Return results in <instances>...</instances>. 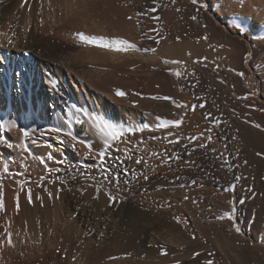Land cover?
<instances>
[{"label": "bare ground", "instance_id": "6f19581e", "mask_svg": "<svg viewBox=\"0 0 264 264\" xmlns=\"http://www.w3.org/2000/svg\"><path fill=\"white\" fill-rule=\"evenodd\" d=\"M20 1L21 0H0V31H7L9 35H11L13 31L16 32V36L13 37V40L16 46L15 47L9 46L8 50H4V48L0 49V71H1L0 73H2L1 82L4 85V94H5L4 98L7 101V105L5 107L1 106L2 101L0 102V120L2 123L8 124L13 121L16 122L17 120L14 119L15 117L14 118L11 117V113H13L12 112L13 109H16L17 112L18 111L20 112L23 110L22 101L17 94L18 92L21 93L20 96H22V98L24 99L23 102H25L26 104V114L28 115L27 119L30 122L29 127H32L34 129L37 128V130H38V127L42 128V127L47 126L44 113L46 109V104L49 102L52 104V108L54 105V110L51 113V119L53 120V122L57 124L58 126H60V124H63L65 121L70 122L72 124V131L74 133L79 132V127H80L79 125L75 123L76 119L77 118L87 119L88 113H92L93 115L102 114L106 118H109V119H110V116L111 117L114 116L115 119H117V121L119 122L124 121L123 116L125 115V113L120 108L122 105L120 107L117 105L115 106L114 103L113 105L111 103V100L108 99V97L105 96L106 94L104 93H99V92L93 93L92 96L97 101V105H95L94 103L92 104L91 101L87 105H85V102H83L84 95L86 94L87 97H89V91L87 88L90 87L89 86L90 84L87 85L86 84L87 82L81 79V77L78 78L76 76V73L73 72L74 69H72L73 66L65 64V59H64L65 49H70L71 47L73 49L83 48V50L79 52L78 56H82V57L85 56L89 58V60H92L94 64L96 63L95 66L97 69H100L99 73L101 75H92L95 77V80L93 81L92 79L90 81H92L93 83L95 82L94 84H98L97 88L106 87L105 82L109 78H111V76L114 75L115 72L113 70H115L116 68L114 67L115 65L113 63L114 60L119 62V60L127 58L128 55L130 56V58L135 57L143 61L147 60L151 64H154L159 67H166L161 62V59H157L156 56H151V55L144 56L139 53L118 54V53H112V52H108L104 50L95 49V48L88 47L85 45L78 46L77 44H74L68 48L66 46L67 44L65 45V43L61 41V38L71 39L73 36H76L75 35L76 32L78 31L82 32L83 30H85L88 35L90 33H94V35H102V36H110V35L123 36L122 33L124 32V30L123 31L121 29H120L121 31L117 30L119 28L117 29L114 28L115 25H112L110 27L112 23H115L117 18L119 20L121 18L125 19L126 16L128 15L127 11L125 13V11L122 10L123 8L119 7L118 5L119 3H124L123 0H76V4L72 5L71 9L66 8L63 10L64 15L60 14L61 9H57L55 13H51V14L45 11L43 14V20H44L43 25L39 23L41 17L39 18V21H38V17L33 18L31 17V15H28V18L18 22L17 14H18V11H20L19 10L20 3H21ZM149 1L145 0L147 4H149L148 3ZM53 2L56 3L57 0H53ZM64 2L66 4H71V0H64ZM165 2H168V1H165ZM179 2L185 4V6L187 7V10H190L189 11L190 16L195 15L197 17V19L195 20L196 22L194 23L193 27L198 29V31L206 33V35L208 36V39L212 43L211 44L212 49L215 48L218 51V53H221L220 55L225 60V61H222L221 63L220 62L216 63L214 60H209V59L204 61L203 64L192 63L193 60H200L204 57H208V58L215 57V54L213 50L208 47L209 44L206 45L204 44L205 42L204 43L202 42L203 40L200 42H197L199 40L196 41L194 38L191 40H185L184 39L185 37L182 36V34H180L178 30H175V28H173L175 26L174 19H176L174 15L172 16L173 13L172 14L170 13V16L169 15H167V17L164 16V18L161 21L163 25L162 35H164L166 39L163 40L161 44L159 45L157 56L161 58H166V59H177V60L184 61L185 64H183L182 66L181 65L177 66V68H174V69L179 70V71H183L184 69L182 68H185V67L187 68V70L194 69L195 72L197 73V76L202 77L204 80V83L206 84L205 92L208 93V95L213 98L219 97L220 99L219 104H221V114H220L221 122L218 126H214L215 114H211V117L208 118L205 123L203 122L204 126H199L197 124L199 120L196 118V116H194L195 120L194 121L192 120L193 126L190 128L188 125V127L190 128V130H188V133L190 132L189 136L199 137V139L196 141V145H198L201 142V140H204L208 144V146L205 147L204 149L201 148V149L196 150L195 148L196 146L192 148V149H195L194 151H195V156H196L195 159L192 161L194 165L196 164V162L201 161L199 159L200 157L198 158V161H196L197 155L198 156L202 155L201 157L206 159L207 171L205 172H207V176L206 175H205L206 177L202 176L204 178L201 177L203 179V180L201 179L202 180L201 181L199 176L201 175L202 171L198 172L197 170H194V172H192L191 180L193 179L197 180L198 184L203 183V182L207 184L204 187V189L207 188L204 191V193H206L204 195L210 194L211 199L209 198V200H213L212 201L213 204L210 202L213 205L212 209L211 207H209L210 206L209 205L208 207L210 209L207 208L209 209V212L208 211L207 212L208 214L209 213L211 215L214 214L215 216L218 213L217 211H219L217 208H222L221 209L222 212L232 211L231 202L237 199V195L239 196L238 193L236 195L233 192V186H235V183H237L235 182L236 176L234 177L233 174L235 175V173H238L240 168H239V165L238 166L234 165L235 163H232L233 167L234 166H237V167L235 169L232 167V164H231L232 159L233 160L235 159L237 161L239 159L247 160V164L253 166L251 168L253 169L255 168L257 170L256 175L258 172L259 178L264 176V155H257V153L264 154V131H261L260 129L252 127L253 123L260 124L261 127H264V41L253 39V36L264 35V0H245L244 7H241L239 5L238 0H223V11L214 7V5L220 2V0H210V7L208 11H204V10L197 11V6L193 5L192 3H189L186 0H179ZM201 2H205V0H201ZM86 4L88 5V8H90L89 10H87L85 13L78 10V9L84 8ZM94 7H98L100 9L94 10L93 9ZM113 9H115V11L116 10L120 11L122 15L123 14L124 15L123 16L112 15L111 11H113ZM119 13H116V14H119ZM80 19H83V21H80ZM100 19L102 21L105 20V22H102L104 25L99 24L100 22L98 21H100ZM121 20L120 22L122 23ZM89 22H91V24H89ZM237 23L241 24L242 26L248 29L245 34L241 35L238 33V29L231 27V25L237 24ZM9 24H12L13 28L10 29L8 27ZM80 25L83 26V28L85 29H82V27L79 28ZM124 25L127 28V31H125L126 33L124 34V36L132 39L134 42H137L139 46L141 47L146 46V43L142 42V40L139 39L140 31L138 30V28H136L134 24L132 25V23L125 22ZM176 37H180L179 39L180 41L177 42ZM6 39H7L6 37H0V43L7 44ZM148 44H149L148 46H155L150 43ZM206 48H209V49H206ZM189 53H191V56L188 55ZM71 57L73 58V56ZM216 65H219V67L217 68ZM95 66H92V67L95 68ZM107 70H110V72L105 73ZM239 72L245 73V77H241L237 75V73ZM68 78L70 79V81H72L71 83L74 84L76 88H79V89L82 88L83 91L85 90L84 95L82 94V92L78 94L79 99H77L74 96L72 90H70V85L69 86L67 85ZM220 81H224V83H220ZM13 88L15 89V91L16 89L19 90V91L17 90L16 91L17 93L15 94V96L17 97L15 106H17V108H14V104L10 100V95H9L10 90ZM33 88H34V91H33ZM250 92L256 93L254 95V98L243 100L242 97H244L245 95H248ZM94 106H96L95 112L93 110ZM141 108H142V102H141ZM208 112L209 113L213 112L210 110V107L208 108ZM245 121H249V123H245ZM200 125H201V122H200ZM187 128H185L186 131H187ZM209 128L212 129L211 132L207 131V129ZM85 133H87V131ZM85 133H83V135ZM0 135H3V134L0 133ZM209 135L212 136L211 142H209L206 139V137ZM218 143L221 146H218ZM215 147L217 148L219 147L218 148L219 152L217 151L218 154H221V153L223 154V156L222 154L220 155L221 158H219L218 154L215 152L216 151ZM194 151L192 152L194 153ZM0 158L10 159V158H16V156L14 152L10 153L9 150H4V153L3 155L0 156ZM193 158H194V155H193ZM205 159H203V161ZM77 161L82 163L83 158L79 156V158H77ZM237 164L239 163L237 162ZM17 166L18 165L14 164L12 165V168L15 169ZM201 167L204 168L203 165ZM191 168L193 169L194 167L192 166ZM173 171L175 173V170ZM169 172L171 173L170 176L174 174L171 171H168V173ZM41 173L43 174V172ZM38 175H37V178H35L34 180H37L39 178L40 175L39 176ZM217 181H220V183ZM256 186L258 188V189L256 188L257 191L264 193V180L263 182L259 181ZM215 187L221 188L222 191L219 189H215ZM198 188L200 187L192 185L189 187L187 191L191 190L188 193L191 192L194 196H197V192L201 191V190H198ZM225 189H229V190L225 191ZM63 192L61 194V197H64L65 196L64 194H66V193L63 194ZM89 192L94 194V191L93 192L89 191ZM87 194L90 195L89 193ZM71 195H72V192H71ZM88 195L86 199H88ZM210 195H208V197ZM102 198L104 197L102 196ZM193 198L194 200L198 199L195 197ZM90 199L91 198H89V200ZM71 200H73V198ZM198 200L200 201L201 198ZM263 201L260 198V200L257 199L255 203L254 201L253 203H249L248 201L246 203L245 201L242 205L240 204L241 207L239 206L240 207L239 208L240 209L239 220L242 225L243 234H236L235 226L233 222L228 221L227 219L220 220L218 223L216 221L218 225H214L216 227L215 228L211 227L213 230H210L211 228L210 229L208 228V225H210L208 224L209 222L207 223L208 225L206 226L202 224L200 222L201 219L198 218L200 216H203L205 213L203 215L200 213L201 214L200 216L197 215L199 214L198 211L200 212V210L194 207L193 206L194 204H193L192 210H193V207L196 208L197 210L194 209V211L190 212L189 214L190 217L193 218V222H191L192 223L191 224L192 225L191 226L192 227L191 237L189 234L190 233L189 230L187 229L186 231L183 230L186 233L182 232L184 233L183 234L184 243L188 247L187 252L189 253V255L193 257V253L195 252L202 253V251L203 252L206 251L207 253L208 251L211 250L212 243H213V245L218 247L220 251L219 253L222 256V258L225 259L223 261L221 260L223 264H264V204H263ZM143 202H146V201L143 200ZM67 204H70V203H67ZM199 204L195 206L198 207ZM96 205L97 204H95V206ZM201 205L202 203L200 204V208H201ZM204 207L206 209V206H203L201 208V211L203 210ZM189 209L191 211L190 207ZM87 210L89 211L90 209H87ZM107 210L108 209H106V212ZM124 211H125V208L121 207L120 205V208L118 211L119 213L116 214V218H117V220L115 219L116 223H114V220H113V222H111L112 225L109 227L110 229L108 230L106 229V232H104L106 233L104 235V238L102 239L100 238L98 241L99 247H97L98 245L97 246L93 245L94 243L92 244L93 241H92V238H90V236H88L89 238H87L86 236L82 237L83 233L82 234L80 233V231L82 232V230H78L74 223L67 222V225L65 227L60 226L58 223H54L53 231H55V233L58 234V232L60 231L59 230L60 228H63L62 232H64V230L68 232V234H65V233L63 234L61 232L62 236H60L61 238L60 240L59 239L58 240H59V243L62 249L64 250L67 249L66 254L69 255L70 264H73V261H72L73 256L76 257L74 264H96V263L100 264V262L98 263L96 261L102 258L103 259L107 258L108 260L110 256H124V255H127L128 253L132 254L130 256V261H123V264L124 263L125 264H128V263L129 264H170L171 263V261H169L170 258H168V262L170 263L166 261L167 258L166 260L159 258L158 256L159 251L157 247L153 249V248H149L147 245V241L156 243V240H157L156 236L159 232L158 227L157 226L151 227V229L149 228L150 230H148L147 233H145L144 231L143 233L141 232L142 227L140 226L142 223L140 225L137 223L132 224V225L131 224L123 225L122 221H120V215L124 214L122 213ZM100 212H103V211H100ZM63 213H65L64 206H59L53 212V214L55 215L54 217H56L57 221H60V216ZM81 214H83V212ZM97 215L98 214H93L92 218H90L91 220H94L93 222L90 221L89 219L87 220V222H90L91 225H94L95 228L91 226L93 231L98 227ZM141 215L143 216L142 212H141ZM206 215L204 216L207 217ZM212 217L213 216H211L210 218ZM126 223L128 222L126 221ZM89 227L90 226L88 225V228ZM41 233L39 234V239L36 240L35 244L37 245V248H38L37 250L41 249L43 252H45L46 245L43 244V239H42L43 235L45 234L43 233V235L41 236ZM75 233L77 236L75 235ZM258 233H260L262 237L261 239L257 237ZM193 234L196 236V239L192 238ZM75 236L77 238V240H75L76 243L73 240V238L75 239ZM136 240H138V244L136 243ZM173 242L174 241H172V243ZM51 244L52 242L50 243V247H51ZM96 244H97V240H96ZM176 244L181 245L180 242ZM110 245L117 247V248L115 247L114 248L118 249L117 250L118 252H115L116 251L115 249H113L114 252L111 251L109 249ZM52 247H54V245ZM17 248L19 247L17 246ZM17 248L15 250L9 249L4 253L5 260L8 262V264H30L28 261L25 260L24 254L20 255V253L17 252V250H19L21 247L19 249ZM73 248H75V250L72 253L71 250ZM46 252L49 255L53 251L50 252L47 249ZM53 257H54L52 258L53 261H56L58 259L57 258L58 256H56L55 254ZM47 259H43V260L38 259L33 264H51V262L49 263ZM191 262H192L191 264H200L199 263L200 259L199 257H196Z\"/></svg>", "mask_w": 264, "mask_h": 264}, {"label": "rangeland", "instance_id": "374dc122", "mask_svg": "<svg viewBox=\"0 0 264 264\" xmlns=\"http://www.w3.org/2000/svg\"><path fill=\"white\" fill-rule=\"evenodd\" d=\"M165 1H168V2H165ZM186 1L191 3V0H186ZM20 2H22V0ZM123 2L124 3H119L118 4L119 7L123 8L122 10H124L125 13L127 11L128 15H133L134 12L138 8L142 9L143 6L144 7L145 6H149L150 3H151V0L148 2L149 4H147V2H145V0L144 1L143 0H123ZM160 2L162 4H164V5H167V7L162 10V13H161L162 19L164 18V16L167 17V15L170 16V13L171 14L173 13L172 16L174 15L175 18H176V19H174V25L175 26L173 28H175V30H178L179 33L182 34V36L185 37L184 38L185 40H191L193 38L196 41L199 40L197 42H200V41L203 40L202 42L203 43L205 42L204 44H206V45L209 44L208 47L210 49H212V45H211L212 43L210 42V40L209 39L208 40L202 39V37L207 36L206 33L198 31V29L193 27L194 23L196 21L192 20L190 18V17H192V15L190 16V14H189L190 10H187V7L185 6V4H183L184 3L183 1H182L183 3H181V2H179V0H177V3L175 5H172L170 3V0H160ZM175 6H176V8H180L181 7L180 8L181 11L177 12L175 10L176 9ZM38 9H39V5L37 3H35V0H33L32 11L31 12L27 11L26 9H19L20 11H18V14H17L18 22L28 18V15H31V17H33V18H37L38 17V21H39L40 16L37 15ZM89 9L90 8H88V5L86 4L84 6V8H81V9H78V10L85 13ZM93 9L94 10H99L100 8L94 7ZM119 12L120 11H118V10L115 11V9H113V11H111L112 15H121V16L124 15V14L122 15L121 12H120L121 13L120 14ZM129 12H130V14H129ZM116 13H119V14H116ZM186 18H187V20H186ZM134 19H135V16H134ZM134 19H133V21H128L126 18L125 19L123 18L121 20L122 21V23H121L120 20L117 18L115 23H112L110 25V27L112 25H115L114 28H116V29L119 28L117 30H120V29L122 31L124 30V32L122 33L123 36H124V34L126 33L125 31H127V28L125 27L124 23L127 22V23H132V25L133 24L135 25V20ZM80 21H83V19H80ZM98 22H100L99 24H103L102 22H105V20L102 21L100 19V21H98ZM191 22H192V24H191ZM89 24H91V22H89ZM154 26H155V24H154L153 21L147 20V19H143L142 23H141V26H140V29H138V30L141 31V29H143V30L146 31L148 28L154 27ZM81 27H82V29H85V28H83V26L80 25L79 28H81ZM82 32L86 33L85 30H83ZM89 35H94V33H90ZM139 36H140V32H139ZM73 37L71 39L70 38H65V39L61 38V41L63 43H65V45L67 44L66 46L68 48L71 47L74 44H77L78 46H82L81 42L77 39V37L76 36H73ZM124 37H126V36H124ZM208 41H209V43H208ZM142 42H145L146 46L149 45L148 43L154 45V43L152 41L142 40ZM8 48H9V45L5 44L4 50H8ZM71 48L70 49H65V52H64L65 64L73 66L72 69H74L73 72L76 73V76L78 78L81 77V79H83L85 82H87L86 83L87 85L90 84L89 86L92 89L90 87L87 88L88 91H89V97H87V95L84 93L85 90L83 91L82 88H80L81 90L79 88H76V86L74 84H72L71 83L72 81H70V79L68 78L67 79V85L68 86L70 85V90H72L74 96L77 99H79V95L78 94L80 92H82L83 95L85 94L84 95V101H83V102H85V105H87L90 101L92 102V104L94 103L95 105H97V101L92 96L93 93H96V92L106 94L105 96H107L108 99L111 100V103L112 104L114 103L115 106L117 105V106L120 107L122 105L123 107L121 106L120 108L123 110V112L126 115V116L125 115L123 116V120L124 121L119 122V121H117V119H115L114 116H112V117L110 116V119L119 122L121 124V126H127L129 124L135 126V125H138V124H140L142 122H150V121H152L154 115H160L162 117H167V118H177L176 116L173 115V113H176L178 115V114L183 112V110L175 109L171 104H169L167 102H158V101H152L150 99H141L140 97H138L136 95H132V93H134V92H140L145 97L151 96L153 94L154 95H168V96H171V97L175 98L176 100H178L180 102L187 103L189 106H191L192 104H199V103L203 102V103L206 104V107L202 108V109L201 108H197V110L195 112H189L188 115L185 117L184 124L181 126V129L178 130V135H179V138L181 140V143H179V144L169 145V144H167L166 141H162V140L161 141H156V140H151L150 139L151 136H153V135L160 136L161 133H150V132H147V131L145 133H143L144 138L148 140V153H144V152L142 153L141 151H136L134 149V154L135 155H144L145 158L148 159V163L153 168H155V172H150L149 173V176H150V180L149 181L145 182V181L141 180L139 183L133 181L132 185L129 186L131 188V190L121 193V195L123 197H125L126 199L123 201V203H117L118 205L115 204L112 207L114 209L116 206H118V207H116L117 209L116 208L114 209L116 212L112 208L110 209L108 207L107 201H106V197H104L103 195H101V197H100V199L98 201L92 200V195H94V194L89 192V191L93 192L94 190L92 191V189H88L83 197H80L79 193L73 194V192H72V195H71V192H68L67 190H65L63 192V194L66 193V194H64L65 198L61 197V199L59 200L60 202L59 201L58 202L55 201V203L53 204L52 202L48 201L47 195L45 193H43L41 189H39V188L36 189L35 185L33 184L32 187L34 188V192L40 193L41 195L44 196L45 205H44V207H41L39 202H36L34 206L29 207L27 205L26 201H22L23 210H22V212L20 213L19 216L15 217V228L20 230L21 234H23L24 221L26 220L27 224H28L29 234L31 235L32 240L30 239L31 242H30V240H28L26 246L18 244V247L19 248L21 247L23 251L21 250V248L20 249L17 248V249H19L21 252H23V254L25 255V260L28 261L30 264H33L38 259L39 260H43V259H47V258H48L47 259L48 262L49 263L51 262V264H70L69 255L65 254L64 249H62V247L60 246V243H59V240L61 238L60 236H62L61 234L62 233L63 234L64 233L68 234V232H66L65 230H64V232H62L63 228H60L59 229L60 231L58 232V234L55 233V231H53V229H54V225L53 224L54 223H58L60 226L65 227L67 225V222H72V223H74L76 225L78 230H82V232L80 231V233L81 234L83 233L82 237H85L84 233H85L86 229L88 228V225L90 226L89 228H91V229H92L91 226H93V228H95L94 225H91V223L87 222V220L89 219L90 221L93 222L94 220H91L90 218H92L93 214H98L97 215L98 227L93 231V234H92L93 236L90 235V238H92V241H93V242L91 241L92 244L94 243L93 245L97 246L98 245V241L100 239L98 237V233L101 230L102 231L104 230L103 232H106V229L107 230L110 229L109 227L112 225L111 222H113V220H114V223H116L115 222L117 220L116 214L119 213L118 211H119V208H120V205H121V207L125 208V211L122 212L124 214L120 215V221H122L123 225L124 224H131L132 225V224H136V223L140 225L142 223L140 225L142 227L141 228V232L144 231L145 233H147L148 230L151 229V227H156V226L158 227L159 232H158V234L156 236V239H157L156 243H152L151 241H147V245H148L149 248H153V249L157 247L158 251L160 250V247L163 246L165 248V250H167L169 252V255L167 257H161L159 255V253H158L159 258H162V259H165V260L167 258V260H166L167 262H168V258H170L171 260L169 259V261H171V263L168 262L170 264H175L176 261H180L181 264H191L192 263L191 261H193V259H192L193 257L191 255H189V253L187 252L188 251L187 250L188 247L184 243V235H183L184 233H186L185 231L187 229L190 232V233L189 232H187V233H189L190 237H191V229H192V227H191L192 223L191 222H193V218L190 217V215H189L190 212H193L194 209L197 208L198 210H200V212L198 211L199 214H197V215L200 216L201 214L203 215L204 213H205L204 215H206V213H207V215H206L207 217H205L203 215V216H200L198 218L201 219V220L204 219L203 221L200 220V222L202 224L206 225V226L208 224H210V225L212 224L213 226L212 225L211 226L208 225L209 229L211 227L215 228L216 226H214V225H218L217 223L220 220H216V219H214V217H216L217 214L218 215L222 214L223 212L221 210L222 208H217L219 211H217L218 213L215 216H214V214H212V215L210 213L208 214L209 209H210L209 207H211V209H212V206H213L212 205L213 204L212 201L213 200H209V198L211 197L210 194L204 195V194H206V193H204V191L207 188H205V189L204 188H198V190H201L200 191L201 193L198 191L197 192V196H194L191 192L188 193L191 190L187 191L189 189V187L192 186L190 182L192 181L191 177H192V172H194V170H197L198 172L202 171L201 175L199 176L200 180L207 176V172H205V171H207V169H206L207 162H206L205 158L201 157L202 155L201 156L197 155L196 161H198L199 157H200L199 159L201 161H198L199 163L196 162L197 165L195 164L193 166L195 169L194 168L192 169L191 167H186L184 165V161L185 160L193 161L195 159L196 156H195V151L192 149L193 147L196 146L195 147L196 150L197 149H201V148H198V146L196 145V142L195 143H189L187 138L190 137L189 136L190 132L188 133V130H190V128L193 126L192 122L195 120L194 116H196V118L201 122V125H200V122L198 121L197 124L199 126H204V123L208 119V118L207 119L205 118L206 114H215L214 121L221 122L220 121L221 120V115H220L221 114V104H219L220 103L219 97H214L213 98V97L209 96L208 93L205 92L206 91V84L204 83V80H203L202 77L197 76V73H196L195 76H185V77H183V78L178 80L175 76L170 75L169 72H168L169 68H173V69L177 68V65H175V67H174V65L173 66L165 65L166 67H159V66H156L154 64H151L147 60L143 61V60L137 59L135 57H131L130 58L129 55H128V57L126 56L127 58L119 60V62L114 60V62H113L114 65H115L114 67H116L115 70H113L115 72L114 75L111 76V78H109L105 82V86L106 87L97 88L98 84H94L95 82L93 83L90 80H92V79H93V81L95 80V77L92 76V75H101L99 73L100 69H97L96 66H95L96 63L94 64L92 60H89V58H87L85 56H83V57L82 56H78L79 52L81 50H83V48H76V49L75 48L71 49ZM209 48H206V49H209ZM212 50H213V52L215 54V57H212V58H208L207 57V60L208 59L209 60H214L216 63L217 62L221 63L222 61H225L224 58L220 55L221 53H218V51L215 48H213ZM71 56H73V58ZM215 58H217L218 60L215 59ZM126 59H127V61H126ZM92 66H95V68L92 67ZM182 69H184V68H182ZM193 70L188 69V72L190 73ZM108 72H110V70H107L105 73H108ZM67 75H69V74H67ZM1 77H2V73H0V102L2 101V105L1 106L5 107L7 105V101L4 98V96H5V94H4V85L1 82ZM143 81H144V83H143ZM193 84H195V87H193ZM157 85H159L160 87L157 88L156 87ZM75 89H77V90H75ZM117 89L125 91L127 93V95L124 98L117 97L115 95V92H116ZM17 90L18 89H16V91ZM16 91L13 88V89L10 90V94H9L10 95V100L14 104V108H17V106H15L16 101H17V97L15 96V94L17 93ZM33 91H34V88H33ZM196 92H198V93H196ZM17 94H18V96L20 97V99L22 101L23 110L20 111L21 112L20 113L19 111L17 112L16 109H13V111H12L13 113H11V117L12 118L15 117L14 119L17 120V121L15 120V121H16L18 126H23L27 131H29L31 133L34 128L29 127L30 126V124H29L30 122L27 119L28 115L26 114V104H25V102H23L24 99L22 98V96H20L21 93L18 92ZM252 98H254V96H250L249 97V99H252ZM243 100H245V99H243ZM133 102H135V104L138 105V106H133ZM141 102H142V108H141ZM152 106H154V107H152ZM95 107L96 106H94V108H93L94 112L96 111ZM209 107H210V110L213 111L214 113L213 112H211V113L208 112V108ZM53 110L54 109L52 108V104L50 102L47 103L46 104L45 113H44L45 114V121L47 122L46 123L47 126L46 125L45 126L47 128L53 127V126H58L51 119V113L53 112ZM124 110H126V111H124ZM198 115H200V116H198ZM0 123H2L1 120H0ZM190 123H191V125H190ZM61 125L62 124H60V126ZM186 125H187V127L189 125L190 128L188 127L189 128L188 129L186 127ZM46 127H42V128L38 127V130L36 128L37 132H36L35 136L31 137V139H41L44 142L53 143V141H51L48 138H40L39 137V131L40 130H44ZM80 127H79V131L82 128V127L81 128ZM185 128H187V131H186ZM5 131L6 132L10 131V137H11V141L10 142H17V139L19 137V142H23V143L29 144V145L31 144V139L22 137V135L17 130H15V129L9 130V129L6 128ZM85 132H83V133H85ZM176 134L177 133L174 132V135H176ZM84 137L85 138L89 137L88 132L84 134ZM135 139L136 138H133V140H134L133 143H135ZM201 142L206 144V147L208 146V144L204 140H201ZM185 144L188 145L187 149H185V147H184ZM218 146H221V145L218 143ZM121 147L123 148V146H121ZM130 147H131V145H130ZM56 148H57V146L54 144V147H53L52 151L56 152V155L58 157L62 155L63 158H65L66 160L71 161L73 164H76L78 162L77 158H79V156L82 158V156H81V154L79 152H74L71 148H65V149H63L62 152L56 151ZM140 148L143 149L144 145H141ZM216 148L217 147H215V150H216L215 152L218 154V152H219L218 148L219 147L217 149ZM202 149H204V148H202ZM4 150H5V146L0 145V156L3 155ZM31 150L34 153H36V154H40V153H45L46 154L47 151H48L43 146H31ZM153 150L158 152V153H160L161 155H164V156L170 155L173 152L179 153L181 155V160H179V161H170L169 163L171 164V167H169L168 164H162L160 159H158V158L155 159V157L152 158L150 156L149 153L151 151H153ZM83 151L84 150L81 149V152H83ZM192 151H194V153ZM189 152L191 153L190 156L187 155V153H189ZM117 154L119 155L120 153H117ZM221 154H218L219 158H221V156H220ZM193 155H194V158H193ZM222 156H223V154H222ZM203 159H205V160L203 161ZM83 162H84V160H83ZM237 162L239 164H237ZM88 163H92L90 158L88 159ZM232 163H235L234 165H237V166L239 165V168H240L238 173L234 172L235 175L233 174L234 177L236 176V178L237 177L240 178V179H238V181H237V179L235 180V182H237V183H235L233 192L236 195L238 193L239 196L241 197L240 198L237 195V199L231 202L232 211H233V208L235 209V211H233V215L235 217V225L234 226L235 227L238 226L241 229V232L239 234H243L242 225H241V222L239 220V212H240L239 208L241 207L240 206L241 203H239V199H240V201H241V199L244 200V202L246 201V203H247V201L249 203H253V201H254V203H255L256 200L257 199L260 200V198L263 201L264 199H262V198H264V193L263 192L261 193L260 191H257L258 188H257L256 185H257V183L259 181L263 182L264 176L259 178L258 172H257V175H256V171L257 170L255 168L254 169L251 168L253 166L247 164V160H243V159L240 160L239 159L237 161L235 159L234 160L232 159L231 160V164ZM29 164L31 165L30 177H31L32 180H34L35 178H37V175H38L39 172H40L39 175L42 174L41 172H43V166L38 165L35 161H32L31 158H29ZM49 164L51 166H53V167L56 166L51 161L49 162ZM205 164H206V166H205ZM162 165H163V167H162ZM199 165H201V166L203 165L204 168H202ZM198 166L200 167V169H199ZM237 166L233 167V164H232V167L234 169ZM126 167H128L129 169H133L134 168V169H137L138 171H144L145 170L143 164L135 165L133 162H127ZM196 168H198V169H196ZM162 169H164V170H162ZM173 170H175V173H174ZM168 171H171L174 174H172V176H170L171 173L170 172L168 173ZM164 172L166 173V175H165ZM35 173H36V175H35ZM61 174L63 175V173H61ZM202 176H204V177H202ZM177 177H179V179H177ZM217 182L220 183V181H217ZM72 183L74 185H76V186H79L78 184H76V182H72ZM80 183H83V181H80ZM162 183H164V184H162ZM181 184H184L185 187H183V188L180 187ZM203 184L207 185L204 182H203ZM51 187H53L54 189L51 188ZM50 188H51V190L54 191L56 186L55 185H50ZM157 189H159V190H157ZM215 189H219V190L222 191V189L219 188V187L218 188L215 187ZM223 192H224V190H223ZM87 193H89L90 195H88ZM87 195H88V199H86ZM150 195H152L153 197L150 196ZM186 195L189 197V199L187 201L184 200V196H186ZM208 195H210V196L208 197ZM257 195H259V196H257ZM102 196L104 198H102ZM193 197L198 198V199L201 198V200L200 201L198 199L194 200ZM9 198H10V196L7 197V201H8V207H9V210H10L11 209L10 208L11 207V199H9ZM72 198H73V200H71ZM89 198H91V199L89 200ZM139 198H140L141 201L139 200ZM190 199L193 200V201H196L195 202L196 204L193 201H191ZM143 200L146 201V202H143ZM155 200H156V202H155ZM149 201H150L151 204L149 203ZM93 202H94V204H93ZM166 202L167 203H171L172 207L171 208L167 207V203ZM191 202H193V203H191ZM200 202L202 203L201 208L203 206H206V209H205V207L203 208V210H202L203 212L201 211V208H200V204H201ZM67 203H70V204H67ZM204 203H205V205H204ZM95 204H97V205L95 206ZM103 204H105V205H103ZM123 204H124V206H123ZM197 204H199L198 207L195 206ZM263 204H264V201H263ZM73 205H74V207H73ZM76 205H78V206H76ZM91 205H92V207H91ZM131 205H132V207H131ZM161 205H164V207H161ZM192 205L194 207H196V208L193 207V210H192ZM59 206H64V209H65V213H63L60 216V221L61 222L57 221L56 217H54L55 215L53 214L55 209H57ZM83 206H85V207H83ZM77 207L81 211H79V213H77L76 219H72L71 218L72 214H73V212H75ZM189 207L191 208V211H190ZM207 208H209V209H207ZM87 209H90V210L88 211ZM93 209H95V210H93ZM106 209H108L109 211L107 210V212H106ZM128 210H130V211H128ZM100 211H103V212H100ZM82 212H83V214H81ZM141 212L143 213V216L141 215ZM219 212H221V213H219ZM99 214H101V215H99ZM210 215L213 216V217L210 218L211 217ZM175 216H179L182 219L186 218L187 220L190 221V224L187 225V226H184L182 224H177L175 219L173 218ZM208 216H210V217H208ZM99 218H100V220H99ZM205 218L207 219V221H206ZM208 218H209V220H208ZM77 220H79V221H77ZM81 221H83V223H81ZM126 221L128 223H126ZM216 221H217V223H216ZM38 222H39V225H38ZM50 222H51V224H50ZM120 227H122V226H120ZM212 228L210 230H213ZM180 229H181V231H180ZM183 230H185V231H183ZM41 232L45 234V235H43V238H42L43 239V244L46 245L45 246V252H43L41 249L37 250L38 248H37V245L35 244L36 240L39 239V234ZM182 232H184V233H182ZM94 234H95V236H94ZM75 235H76V233H75ZM158 235L161 236V237H159ZM76 236H75V239L73 238L74 241L77 240ZM56 237H58V238H56ZM86 237L89 238L88 236H86ZM257 237L259 239L262 238L260 233H258ZM178 238H180V239H178ZM182 238H183V240H182ZM96 240H97V244H96ZM172 241H174L173 243H175V244H173ZM51 242H52V244H51V247H50V243ZM179 242H180L181 245L176 244V243H179ZM75 243H76V241H75ZM136 243L138 244V240H136ZM53 245H54V247H52ZM97 247H99V245ZM114 247L115 246L110 245L109 249L114 252L113 249L117 248V247H115V248ZM57 248H59L61 250L59 253H57V251H56ZM210 248H209V250H210ZM47 249H48V251H50V252L53 251L55 253L51 252V254L48 255L47 252H46ZM19 250H17V252L21 253ZM74 250H75V248H73L71 250L72 253L74 252ZM115 250H116L115 252H118L117 251L118 249H115ZM219 252L220 251H219L218 247L213 245V243H212V248H211L210 251H208L207 253H206V251H204V252L202 251V253H201L202 255L199 256V259H200L199 263L202 264V261L205 258H211L214 261V264H223L222 261L225 260V259L222 258V256L220 255ZM209 253H212L211 257L208 256ZM54 254L56 256H58L57 257L58 259L56 261L52 260V258H54L53 257ZM34 255H36V256H34ZM46 255H47V257H46ZM118 257H121V259H117V260L108 259L107 260V258L106 259L102 258V259H100V260H98L96 262H98V263L100 262V264H123V261H130V256L124 255V256H118ZM220 261H221V263H220ZM167 262H165V263H167Z\"/></svg>", "mask_w": 264, "mask_h": 264}, {"label": "snow or ice", "instance_id": "6c2138e0", "mask_svg": "<svg viewBox=\"0 0 264 264\" xmlns=\"http://www.w3.org/2000/svg\"><path fill=\"white\" fill-rule=\"evenodd\" d=\"M239 5L244 7L245 0H238ZM33 0H22L20 3V9H26L27 11H32ZM35 3L39 5L37 15L41 17L40 24L43 25V14L45 11L48 13H55L57 9H61V15H64V9H71L72 5L76 4V0H71V4H66L64 0H57L56 3L53 0H35ZM172 5L177 3V0H170ZM193 5L197 6V11L204 10L208 11L210 7V0H191ZM127 6V5H126ZM167 5H164L160 0H151L149 6H145L142 9H137L133 15H127L126 19L128 21H133L135 16V26L140 29L143 19L151 20L154 22L155 26L148 28L146 31L141 29L140 31V40L152 41L155 46H144L141 47L137 42H134L132 39L124 36L110 35H88L84 32H76L75 35L77 39L81 42L82 45L92 47L99 50H104L112 53L118 54H136L139 53L144 56H156L157 59H161V62L164 65H183L184 61L177 59H166L157 56V50L159 45L163 40L166 39L162 35L163 25L162 21V10L166 8ZM217 9L223 11V0H220L216 5ZM177 12L181 11L180 8L175 9ZM192 20H196L197 17L194 15L191 17ZM8 27L13 28L12 24H9ZM231 27L238 29V33L243 35L248 30L246 27L241 24H233ZM16 36V32L13 31L11 35L7 31H0V37H6L7 45L15 47V42L13 37ZM180 37H176L177 42ZM204 40H208L207 36L202 37ZM253 39L264 41V35L253 36ZM5 44L0 43V49L4 48ZM191 56V53L188 54ZM207 60V57H204L200 60H193L194 64H203ZM206 66V65H205ZM218 68L219 65H216ZM168 72L170 75L175 76L178 80L185 76H195L196 72H188L185 67L183 71H179L173 68H169ZM237 75L245 77V73L239 72ZM250 79V78H249ZM224 83V81H220ZM157 88L160 86L157 85ZM195 87V84H193ZM254 87V85H253ZM255 92H250L248 95L242 97V99H249L250 96H254ZM115 95L120 98H124L127 93L123 90L117 89ZM132 95H136L141 99H150L152 101L158 102H167L171 104L175 109L183 110L182 113L176 114L173 113L177 118H167L160 115H154L152 121L142 122L138 125H127L121 126V124L112 119L106 118L102 114L93 115L92 113L87 114V119L77 118L75 123L79 126H82L81 130L77 133L72 131V124L68 121H65L61 126H53L44 130L39 131L40 138H48L53 143H47L41 139H31L35 136L37 130L33 129L30 133L23 126H18L16 122H11L9 124L0 123V145L5 146V150H9L10 153L14 152L16 158L3 159L0 158V264H8L5 260L4 253L11 249L15 250L18 244L27 245L28 240L31 239L28 230L27 221H24L23 234L21 231L15 228V217L19 216L23 210L22 201H26L29 207L35 205L36 202H39L41 207H44L45 200L44 196L40 193L34 192L32 185L34 184L36 188H40L43 193L47 195L48 201L53 204L55 201L61 199V193L65 190L68 192L79 193L80 197H83L88 189L94 190V195L92 200L98 201L103 195L106 197L107 205L109 208L113 207L117 203H123L126 199L121 195L122 192L130 191L129 187L132 185L133 181L139 183L141 180L147 182L150 180L149 173L155 172L149 163L148 159L144 155H135L134 149L136 151H142L148 153V140L144 138L143 133H161L160 136L153 135L150 137L151 140L156 141H166L169 145H176L181 143V140L178 135V130L181 129V126L185 122V117L189 112H195L197 108H205L206 104L201 102L199 104H192L189 106L187 103L180 102L175 98L168 95H151L145 97L140 92H134ZM133 106H138L133 102ZM54 109V106H53ZM211 114L206 115V119L210 118ZM219 121H215L214 126L219 125ZM249 123V121H245ZM252 127L264 131V127H261L260 124L253 123ZM15 129L17 130L24 138H30L31 144H25L19 142H10V131L6 132L5 129ZM87 131L89 137L85 138L83 132ZM208 132H211L212 129H207ZM174 132L177 134L174 135ZM133 138L135 143H133ZM189 143L196 142L199 137L192 136L187 138ZM206 139L211 142L212 136H207ZM54 144L57 146L56 151L62 152L65 148H71L74 152H79L84 160V162H77L73 164L71 161L66 160L63 156H57L56 152L52 151ZM131 145V147H130ZM144 145V148L141 149L140 146ZM31 146H43L48 151L47 153L36 154L31 150ZM79 146V147H78ZM123 146V148L121 147ZM199 148H205L206 144L199 143L197 145ZM187 149L188 145H184ZM81 149L84 151L81 152ZM195 150V149H193ZM117 153H120L119 155ZM151 157L160 159L162 164H168L171 167L170 161H179L181 160V155L179 153L173 152L170 155L164 156L156 151H151ZM191 155V153H187ZM257 155H264L262 153H257ZM18 158V159H17ZM29 158L32 161H35L38 165L43 166V174L39 176L37 180H32L30 177L31 165L29 164ZM91 159L92 163H88V159ZM52 162L56 166H51L49 162ZM127 162H133L135 165L143 164L145 167L144 171H138L137 169H129L126 167ZM18 165L15 169L12 168V165ZM186 167L194 166V163L189 160L184 161ZM63 173V175L61 174ZM179 179V177H177ZM240 179L239 177L236 178ZM83 181V183H80ZM72 182H76L79 186H75ZM191 184L204 188L203 183L198 184L197 180L193 179ZM50 185H56L55 191L51 190ZM180 187H185L184 184H181ZM159 190V189H157ZM229 189H225L227 191ZM234 190V186H233ZM10 196L11 199V209L9 210L7 197ZM189 197L184 196V200L187 201ZM194 203L196 201H193ZM167 203V202H166ZM243 204L244 200L239 201ZM164 207V205H161ZM167 207L171 208V203H167ZM233 211L235 209L233 208ZM233 211H225L222 214L215 217L216 220H225L233 222L235 225V217ZM79 213V208L75 210L72 214V219H76V215ZM177 224H182L187 226L190 224V221L182 219L179 216L173 217ZM83 223V221H81ZM39 225V222H38ZM235 231L237 234L241 232V229L236 226ZM85 236H90L93 234L91 228H87L85 231ZM43 233H41V236ZM105 233L100 231L98 233L99 238H103ZM193 239H196V236L193 234ZM57 253L61 250L56 249ZM65 254L67 249L64 250ZM23 255V252L20 253ZM131 256V253L127 254ZM159 255L161 257H167L169 252L165 250L163 246L160 247ZM212 253H209L208 256L211 257ZM201 256L200 252L193 253V259ZM76 257H72L73 264ZM110 260L121 259L118 256H110ZM175 264H181L180 261H176ZM202 264H214V261L211 258H205L202 261Z\"/></svg>", "mask_w": 264, "mask_h": 264}]
</instances>
